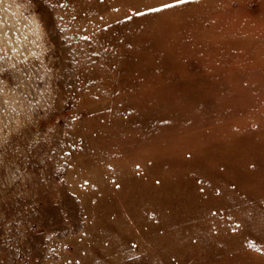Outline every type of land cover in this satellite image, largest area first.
Returning <instances> with one entry per match:
<instances>
[{
    "label": "rangeland",
    "instance_id": "374dc122",
    "mask_svg": "<svg viewBox=\"0 0 264 264\" xmlns=\"http://www.w3.org/2000/svg\"><path fill=\"white\" fill-rule=\"evenodd\" d=\"M0 264H264V0H0Z\"/></svg>",
    "mask_w": 264,
    "mask_h": 264
},
{
    "label": "bare ground",
    "instance_id": "6f19581e",
    "mask_svg": "<svg viewBox=\"0 0 264 264\" xmlns=\"http://www.w3.org/2000/svg\"><path fill=\"white\" fill-rule=\"evenodd\" d=\"M135 197L133 196V199H134ZM101 221V220H100Z\"/></svg>",
    "mask_w": 264,
    "mask_h": 264
}]
</instances>
